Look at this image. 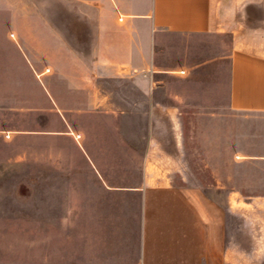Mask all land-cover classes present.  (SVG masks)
<instances>
[{
  "label": "rangeland",
  "instance_id": "1",
  "mask_svg": "<svg viewBox=\"0 0 264 264\" xmlns=\"http://www.w3.org/2000/svg\"><path fill=\"white\" fill-rule=\"evenodd\" d=\"M51 3L0 0V264L66 260L68 246L85 239L93 247L123 243V258L132 256L139 245L140 196L107 191L103 178L126 188L141 184L148 170L157 179L203 189L225 213H236L237 224L245 214L264 244V159H256L264 156V112L226 105L223 56L232 49L231 35H164L155 48V82L146 70L134 72L169 87L167 95L178 105L172 113L154 104L166 93L140 95L132 108L120 90L142 85L133 76L98 80L114 102L125 101L122 108L92 114L73 107L67 85L52 76L57 46L35 43L30 21L40 14L37 7L49 10ZM53 88L63 108L54 102ZM170 114L178 117L173 128ZM85 141L92 158L83 152ZM90 164L103 172L84 168ZM71 212L105 213L107 220H70ZM91 256L99 261L115 254L93 249ZM260 256L239 255L237 261L256 264Z\"/></svg>",
  "mask_w": 264,
  "mask_h": 264
},
{
  "label": "crops",
  "instance_id": "2",
  "mask_svg": "<svg viewBox=\"0 0 264 264\" xmlns=\"http://www.w3.org/2000/svg\"><path fill=\"white\" fill-rule=\"evenodd\" d=\"M37 9V14H43L30 21V29L36 30L35 43L57 46L52 76L67 85L65 91L77 109L99 114L122 108L125 99L114 102L111 91L98 80L134 76L142 85L120 90L129 94L126 102L132 108H138L140 95L151 98L166 93L154 104L172 113L178 105L170 101L169 87L150 84L151 78L155 82L156 44L168 34L228 33L232 49L223 56L226 105L233 111L264 112V0H52L49 10L46 6ZM45 30L48 35L44 37ZM139 69L148 71L151 78L137 77L134 72ZM51 96L59 108L64 107L55 88ZM174 116L168 118L172 128L174 119L178 120ZM65 123L74 132L72 122L65 118ZM83 152L92 158L86 141ZM249 159L254 158L250 155ZM256 159L262 161L264 156ZM84 168L103 172L95 164ZM249 169L246 164L245 172ZM149 171L141 184L126 188L113 186L101 175L107 191L126 189L140 196L139 245L132 256L123 258L128 253L123 243L93 247L85 239L82 245L68 246L66 260L37 264H245L237 257L254 253L261 254L256 264H264V244L256 240L262 233L252 230L245 214L237 224L236 213H225L203 189L157 179ZM68 219L103 221L107 214L71 212ZM93 249L115 257L94 261Z\"/></svg>",
  "mask_w": 264,
  "mask_h": 264
}]
</instances>
